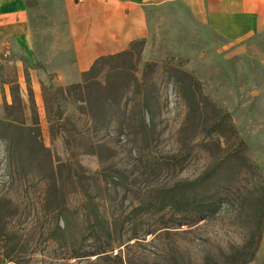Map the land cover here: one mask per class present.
I'll return each instance as SVG.
<instances>
[{
	"label": "rangeland",
	"instance_id": "obj_1",
	"mask_svg": "<svg viewBox=\"0 0 264 264\" xmlns=\"http://www.w3.org/2000/svg\"><path fill=\"white\" fill-rule=\"evenodd\" d=\"M130 51L118 88H95L94 104L62 80L35 92L30 79L31 104L27 65L23 94L15 65L0 62V119L14 82L22 98L1 130L0 264H237L243 246L248 264H264V40L227 38L177 4ZM191 80L194 114L180 88ZM227 122L223 139L215 129ZM239 140L244 158L199 189L204 212L160 209Z\"/></svg>",
	"mask_w": 264,
	"mask_h": 264
},
{
	"label": "crops",
	"instance_id": "obj_2",
	"mask_svg": "<svg viewBox=\"0 0 264 264\" xmlns=\"http://www.w3.org/2000/svg\"><path fill=\"white\" fill-rule=\"evenodd\" d=\"M177 4L227 38L264 40V0H0V62L15 65L23 94L25 64L35 92L53 80L75 84L97 58L147 37L150 18ZM2 89L0 78V102Z\"/></svg>",
	"mask_w": 264,
	"mask_h": 264
},
{
	"label": "trees",
	"instance_id": "obj_3",
	"mask_svg": "<svg viewBox=\"0 0 264 264\" xmlns=\"http://www.w3.org/2000/svg\"><path fill=\"white\" fill-rule=\"evenodd\" d=\"M135 42L132 45H134ZM131 53L130 47L117 54L113 55H106L101 56L95 60V62L92 64L89 70L85 71L82 75V80L75 84H70L63 90L68 92L69 94H75L77 95V99L84 103H93L97 102L99 99V94L97 91H95V88H99L100 90H107L110 88V85L113 84V88H118L120 78L122 75H125L127 72L124 68V65L117 64L119 63V58L124 55H129ZM106 63H110L111 65L106 68ZM105 73L106 77V83L101 84V82L98 80V75ZM185 74V73H184ZM4 83V82H2ZM12 86V96H13V102L8 103L7 101L4 102L5 109H6V116L3 119H0V139L2 138H9L7 134L2 133V127L6 126H12L15 125L14 120L10 118V112L14 108V105L17 101H21L22 98L20 96V86L17 82L13 83ZM193 82L191 80L188 84L180 85L182 95L184 99L187 101V105L189 107L190 113L194 114L195 112H198V106L200 102L197 100V97L200 98V96L192 91L191 87H193ZM27 85L29 90V100L31 104H34V94L31 89V83H30V76L27 73ZM21 103V102H20ZM145 111L150 115L151 119L153 120L154 113L153 111L145 105ZM144 118V117H143ZM145 123V120H143ZM34 124L37 127V132H35L36 137H40V129H39V122L37 117L35 118ZM217 130L219 136L221 138L226 139V134L231 131L234 132L233 126L227 122L225 125L223 124V127L215 129ZM240 147H237V149L229 151V154H227L220 163L216 164V166L212 167V169L205 170L201 176L197 177L194 180H186L181 183V188L179 190H176L173 192V194L170 197V201L165 202L160 209L165 208L167 205H171L176 210H194L197 212H204L205 207H207L208 203H205L208 198H199V189L204 184V182L215 172H217L219 169H221L224 166H230L231 164L236 162L239 158H244L243 151L241 150L242 147L245 146V143L243 140H239ZM223 149L226 151L228 149V141H223ZM211 198V195H210ZM199 203L201 205L199 206ZM261 230V226L258 228ZM242 251V252H241ZM239 255H237V264H248L254 259L255 254L252 253L251 255L246 252V248L243 246L241 247Z\"/></svg>",
	"mask_w": 264,
	"mask_h": 264
}]
</instances>
